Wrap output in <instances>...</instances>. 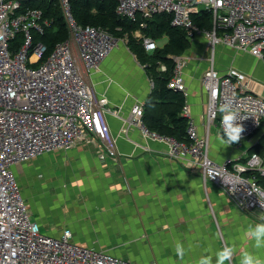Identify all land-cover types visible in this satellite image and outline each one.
<instances>
[{
	"label": "built area",
	"instance_id": "built-area-1",
	"mask_svg": "<svg viewBox=\"0 0 264 264\" xmlns=\"http://www.w3.org/2000/svg\"><path fill=\"white\" fill-rule=\"evenodd\" d=\"M24 1L0 0V264H132L108 252L75 244L71 230H64L58 238L42 233L31 219L13 172L15 165L51 151L71 150L85 141L96 145L102 161L117 158V142L106 119L109 101L95 96L87 78L124 40L101 27L79 25L72 14L74 0H56L69 37L48 54L44 44H35L34 35H44L53 22L44 19L41 10L22 11ZM202 10L211 14V29H200L192 19ZM116 13L132 22L169 14L173 27L185 29L192 39L203 36L208 41V58H174L168 84L188 97L185 69L193 59L208 63L202 76L209 96L205 136L193 123L187 103L182 115L189 119V144L149 131L143 122V104L134 106L128 123L139 127L145 136L167 140L173 157L198 166L204 184L221 189L242 213L264 214L259 197L252 192H264L257 179L258 175L264 177V155L253 153L244 163L228 160L223 164L210 157L211 129L219 126L222 133L218 107L225 99L236 101L241 113L248 115L242 121L245 131L239 143L264 131V99L248 93L245 77L238 70L232 68L222 74L215 67L218 47L250 54L264 63V0H117ZM146 26L144 21L140 24L142 29ZM18 34L23 35V44L16 51L11 42ZM143 41L146 50L150 44L156 49L152 39L144 37ZM38 63L37 69L29 67ZM160 71L166 72L167 66L161 64ZM150 86L151 90L155 87L152 78ZM213 175L239 184L232 191L231 184Z\"/></svg>",
	"mask_w": 264,
	"mask_h": 264
},
{
	"label": "crops",
	"instance_id": "crops-1",
	"mask_svg": "<svg viewBox=\"0 0 264 264\" xmlns=\"http://www.w3.org/2000/svg\"><path fill=\"white\" fill-rule=\"evenodd\" d=\"M209 54L207 40L197 36L185 55ZM215 67L222 74L238 70L249 91L264 99L262 61L218 47ZM207 68L208 63L193 59L184 71L185 104L202 136L209 99L202 76ZM87 80L96 97L109 101L106 119L117 142V158L102 161L96 145L85 141L15 165L31 219L42 233L58 238L71 230L75 244L135 264H195L203 255H212L215 264V252L235 241L237 252L226 264H239L252 244L244 233L250 224L261 222L262 214L242 213L221 189L204 184L201 169L187 168L173 157L167 140L145 136L128 123L131 110L145 105L152 90L151 78L126 44H120ZM220 133L219 126L212 127L210 157L218 164L244 163L264 135L259 131L225 148L217 140ZM177 241L186 249L183 261L175 254Z\"/></svg>",
	"mask_w": 264,
	"mask_h": 264
},
{
	"label": "trees",
	"instance_id": "trees-1",
	"mask_svg": "<svg viewBox=\"0 0 264 264\" xmlns=\"http://www.w3.org/2000/svg\"><path fill=\"white\" fill-rule=\"evenodd\" d=\"M25 4V5H24ZM27 8L41 10L43 18L53 22L44 35H34L35 44L42 43L52 53L56 45L69 37V30L56 0H26L22 11ZM117 0H74L72 14L74 20L81 26L101 27L109 31L115 38L122 39L140 65L145 68L149 78H152L155 87L144 105L143 122L151 132L160 136L170 137L182 143L189 144L187 134V117L182 115L186 102L185 96L168 87L174 68V58L185 55L191 48L192 38L182 28L172 26V16L169 14L155 15L151 19L136 22L121 18L116 13ZM194 23L200 29H211V14L202 10L192 16ZM146 22V28L140 24ZM140 32L143 37L152 39L155 43L167 38V43L157 46L153 51H147L143 39L135 38ZM23 44V35L18 34L11 42L16 51ZM167 66L166 72L160 71V65ZM255 153H264V135L253 150ZM253 153V152H251ZM258 183L264 187V177H257Z\"/></svg>",
	"mask_w": 264,
	"mask_h": 264
},
{
	"label": "clouds",
	"instance_id": "clouds-1",
	"mask_svg": "<svg viewBox=\"0 0 264 264\" xmlns=\"http://www.w3.org/2000/svg\"><path fill=\"white\" fill-rule=\"evenodd\" d=\"M154 45L148 46V51L154 50ZM218 112L221 116L222 133L218 134L217 140L220 145L226 147L239 143L242 139V133L245 131V127L242 123L243 120L248 118V115H243L240 111V107L233 99H225L218 107ZM220 176L226 183L232 185V191L236 190V185L239 183H232L227 177ZM252 192L256 193L260 199L261 206L264 207V202H261L264 197V192L260 189H252ZM251 194V193H249ZM260 223L254 225L250 224L244 233V238L251 240V250H245L242 252L239 264H264V256L260 255V250L264 249V214L259 216ZM237 252L236 242L231 244L225 242L224 246L215 252V264H226L230 262L233 256ZM175 254L181 261L184 260L186 255V249L182 242L177 241L175 244ZM195 264H213L212 255L201 256Z\"/></svg>",
	"mask_w": 264,
	"mask_h": 264
},
{
	"label": "rangeland",
	"instance_id": "rangeland-1",
	"mask_svg": "<svg viewBox=\"0 0 264 264\" xmlns=\"http://www.w3.org/2000/svg\"><path fill=\"white\" fill-rule=\"evenodd\" d=\"M135 38H137V39H143L144 37H143V35L140 33V32H138L137 34H135ZM155 43V42H154ZM167 43V38H163L162 40H160V41H157L155 44H156V46H163V45H165ZM120 44H121V46H125V42H120ZM207 44H208V41H207ZM127 46V45H126ZM210 54H211V52H210ZM210 54L208 55V56H210ZM207 56V57H208ZM41 65V63H38V64H29V67H31V68H34V69H37L39 66ZM245 83L248 85V82H246L245 81ZM250 89H249V86H248V93H251V94H253V95H255L254 93H252L251 91H249ZM256 96V95H255ZM212 150V149H211ZM259 154V153H258ZM260 155H263V154H260ZM114 159V158H113ZM193 166H195V167H192V166H190V163H189V165L188 166H186L187 168H193V169H196L198 166H196L195 164H193ZM18 181V180H17ZM22 192H23V189L21 188L20 189ZM33 220V219H32ZM125 261V260H124ZM126 262H128V261H126ZM129 263H131V262H129ZM132 264H135V263H132Z\"/></svg>",
	"mask_w": 264,
	"mask_h": 264
}]
</instances>
